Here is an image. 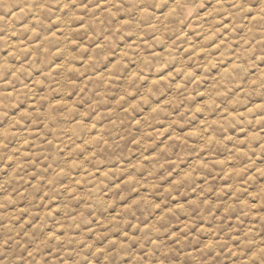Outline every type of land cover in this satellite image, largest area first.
<instances>
[{
	"label": "clouds",
	"instance_id": "clouds-1",
	"mask_svg": "<svg viewBox=\"0 0 264 264\" xmlns=\"http://www.w3.org/2000/svg\"><path fill=\"white\" fill-rule=\"evenodd\" d=\"M0 264H264V0H0Z\"/></svg>",
	"mask_w": 264,
	"mask_h": 264
}]
</instances>
